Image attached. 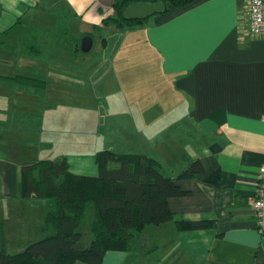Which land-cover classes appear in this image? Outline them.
<instances>
[{
	"label": "crops",
	"instance_id": "obj_1",
	"mask_svg": "<svg viewBox=\"0 0 264 264\" xmlns=\"http://www.w3.org/2000/svg\"><path fill=\"white\" fill-rule=\"evenodd\" d=\"M104 1L0 0V66L29 57L22 47L26 36L8 39L23 21L32 28L29 33L45 31L39 37L40 46L45 44L42 39L50 31L37 22L46 9L65 8L59 14L66 17L69 36L73 22L80 25L81 37L90 33L84 28L98 27L97 32L107 31L111 38L125 30L104 24L116 16L114 0ZM47 3L50 8L43 5ZM246 9L247 0H196L184 8L171 7L166 14L139 25L147 49L145 60L156 69L158 83L152 80V88L147 86L137 96L139 101L151 102H138L135 108L155 111L159 118L166 111L167 133L155 136L164 122L157 126L158 119L150 120L151 142L156 145L146 142L143 153L136 154L158 161L171 178L196 160L202 172L177 181L188 195L169 199L172 220L145 228L139 251H109L101 264H264V238L256 228L253 211L258 169L264 164V36L252 37L241 30L240 17ZM66 38L61 43L74 51L80 39ZM108 45L101 36L103 51ZM125 59L118 54L111 58L119 64ZM3 74L0 71V99L9 100V108L17 104V113L24 117L20 111H28L32 101L39 99L29 90L33 87L27 89L10 79L20 75ZM138 81L144 84L143 77ZM4 106L0 102V250L15 255L44 237L42 226L53 203L22 198L21 167L26 164L16 161V156L29 142L21 124L16 126L22 130L8 124L11 115L4 113L10 109ZM69 171L86 175L72 171L70 163ZM178 221H210L213 225L207 230L179 232ZM28 264L50 263L35 258Z\"/></svg>",
	"mask_w": 264,
	"mask_h": 264
},
{
	"label": "rangeland",
	"instance_id": "obj_2",
	"mask_svg": "<svg viewBox=\"0 0 264 264\" xmlns=\"http://www.w3.org/2000/svg\"><path fill=\"white\" fill-rule=\"evenodd\" d=\"M43 5L50 8L48 3ZM51 10H56L57 14L46 9L39 14L37 22L41 29L50 31L47 32L49 36L42 39L45 44L40 46L41 38L38 42L42 56L19 57L20 62L11 60L10 63L0 66L3 75L31 76L46 84L43 90L29 89L27 86V89L34 93V99L39 101H32L28 111H20L25 113L24 117L17 113V104L13 105L14 108H9L10 101L0 99V102L6 105L4 107L10 109L8 113H4L11 115L7 123L17 130L24 128L25 141L29 142L25 144L22 153L17 154L16 161L29 164L38 160L65 157L72 171L88 175L97 172L95 155L98 152L108 150L116 154H136L143 153L146 142L155 146L156 143L151 142L154 132L149 125L150 120L158 119L157 126L164 122L155 136L161 134V137H165L166 111L160 112L159 118L155 111H138L135 108L138 102L143 105L151 102L139 101L137 96L142 90H146L147 86L151 89L158 83L156 69L145 60L147 49L141 38L144 36L142 31L140 33L142 29H139V26L131 31L125 29L113 35L112 39L107 31L99 33L84 28V32L93 35V47L90 52L84 54L81 51L68 50L64 43L59 49L58 35L54 30L58 22L62 21L61 18L64 24L66 23V17L59 14L66 10L56 7ZM22 23L17 31L13 30L15 32H12L8 39H18L29 34L28 30L32 29L30 24L27 20ZM77 26L75 22L71 24L70 36L67 35L69 40H81L82 37L78 34L81 31L80 25ZM50 33L56 37L53 38ZM101 36L109 41L105 51L101 47ZM80 40L76 41L75 48L80 47ZM115 54L126 59L119 64V60H111ZM118 74L120 78L116 81L115 75L118 77ZM141 77L144 84H139L138 79ZM30 114L32 116H28ZM19 124L22 129L17 128L16 125ZM90 220L89 212L79 229L84 242L90 239ZM169 251L165 248L168 259H172Z\"/></svg>",
	"mask_w": 264,
	"mask_h": 264
},
{
	"label": "trees",
	"instance_id": "obj_3",
	"mask_svg": "<svg viewBox=\"0 0 264 264\" xmlns=\"http://www.w3.org/2000/svg\"><path fill=\"white\" fill-rule=\"evenodd\" d=\"M143 1L148 0H114L116 16L108 18L104 24L119 30H134L146 20L127 21L122 17V11L130 3ZM160 1L165 4V10L156 15L166 14L171 7H187L196 0ZM61 19L54 30L59 44L68 35L67 26ZM93 30L98 31V27ZM43 34L45 31L38 30L24 38L22 47L29 56H42L38 40ZM89 36L93 38L92 34ZM74 51L80 50L76 47ZM10 79L36 89L45 84L23 75ZM95 163L96 176L71 173L65 157L38 160L21 167L22 198L50 199L53 204L42 226L44 237L15 255L0 250V264H28L35 258L50 264H74L76 261L101 264L109 251L137 252L139 237L145 228L172 220L169 199L188 195L177 181L193 179L202 172L201 164L196 160L176 178H171L151 157L116 154L108 150L98 152ZM89 212L90 239L84 242L79 229ZM212 225L210 221L175 222L179 232L207 230Z\"/></svg>",
	"mask_w": 264,
	"mask_h": 264
},
{
	"label": "built area",
	"instance_id": "obj_4",
	"mask_svg": "<svg viewBox=\"0 0 264 264\" xmlns=\"http://www.w3.org/2000/svg\"><path fill=\"white\" fill-rule=\"evenodd\" d=\"M240 27L249 36H264V0H247L246 12L240 17ZM253 211L256 228L264 238V164L258 169Z\"/></svg>",
	"mask_w": 264,
	"mask_h": 264
},
{
	"label": "water",
	"instance_id": "obj_5",
	"mask_svg": "<svg viewBox=\"0 0 264 264\" xmlns=\"http://www.w3.org/2000/svg\"><path fill=\"white\" fill-rule=\"evenodd\" d=\"M165 10L163 1L157 2H134L130 3L122 11V17L127 21H143ZM93 47V39L86 35L80 40L79 50L86 54Z\"/></svg>",
	"mask_w": 264,
	"mask_h": 264
}]
</instances>
